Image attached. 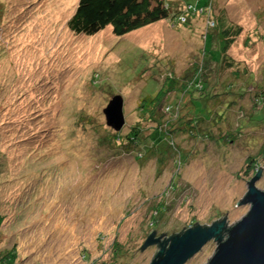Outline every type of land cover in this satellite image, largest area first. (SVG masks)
<instances>
[{
    "label": "rangeland",
    "instance_id": "374dc122",
    "mask_svg": "<svg viewBox=\"0 0 264 264\" xmlns=\"http://www.w3.org/2000/svg\"><path fill=\"white\" fill-rule=\"evenodd\" d=\"M169 1L175 11L184 9L185 0ZM77 2L0 0L5 244L16 247L24 264H149L157 244L139 247L154 229L155 237L164 233L163 241L196 221L210 225L225 215L227 225L238 221L249 209L248 203L235 204L254 175L251 164L262 167L256 186L264 190V123L241 127L240 135L223 142L225 128L218 125L204 139L177 132L181 159L164 152L165 142L140 164L126 156L121 141L115 145L123 156L108 158L109 146L114 133L121 138L140 122L142 95L164 87L163 73L186 79L201 58L206 33L219 35L221 26L241 27L228 54L262 90L264 0H211L206 12L186 14L184 23L159 20L120 37L110 26L91 36L70 31L66 22ZM186 2L194 10L207 0ZM210 65L205 78L229 75ZM114 95L122 97L125 116L118 131L103 112ZM252 96L248 91L240 97L250 110ZM234 116L224 122L230 128ZM215 248L209 240L184 264H204Z\"/></svg>",
    "mask_w": 264,
    "mask_h": 264
},
{
    "label": "trees",
    "instance_id": "16d2710c",
    "mask_svg": "<svg viewBox=\"0 0 264 264\" xmlns=\"http://www.w3.org/2000/svg\"><path fill=\"white\" fill-rule=\"evenodd\" d=\"M186 3L190 8L189 2L185 0L184 6L182 5L184 9L180 8L177 12L169 0H78L66 25L75 34L87 36L94 35L110 26L112 34L120 37L159 20L170 19L174 22L184 23L194 14L195 10L206 12L204 7L208 9L209 6H212L211 0H207L200 8L189 10ZM210 21L215 24L216 20L210 16ZM240 31L239 25H233V27L221 26L219 35L206 33L201 58L193 64V68L188 70L186 79H181L178 82L174 75L163 73L164 81L162 83L164 87L160 86L152 94L151 92L143 94L137 107L138 111H143L140 116L141 119L151 123V125L144 127L141 125L140 119V122L131 125L129 131L121 138L119 135L116 136V133L111 135L110 140L114 145L111 143L109 146L111 154L108 158L123 156L125 152L122 155H117V150L123 148L128 152L126 156L132 157L133 161L140 164L146 161L151 152H155L158 144L165 142L169 148L164 152L169 155L178 154V158L181 159L180 149L174 143V134L177 132H183L190 138L204 139L209 136L208 130L218 125L225 128V131L220 135L223 142L228 136L233 138L234 135H240V132L247 125L264 123L262 113L264 88L262 90L256 89L254 76L250 74L248 78V72L241 71L237 66L239 64L228 54L230 44ZM211 63L212 65H210ZM209 65L214 71L218 68L227 69L229 75L215 76L213 79L211 77L205 78L208 74L204 67L209 68ZM153 75L155 77V72ZM249 80L250 82H248ZM102 83L103 81L98 82L94 86H101ZM247 90L253 95L251 97L253 101L251 110L241 103L240 99L242 95L248 92ZM206 91L211 95L209 96L210 99L206 98ZM184 95L188 97L187 101L183 107L182 105L178 107V102ZM200 97L205 99V104L199 100ZM256 109H260L261 113L254 115ZM244 110L247 112L246 115L242 114L245 113ZM231 113L235 114L234 118L236 117V123L232 125V128H230V124L224 123L230 120L228 116ZM243 118L244 120H242ZM185 124L186 126L183 128ZM169 125L174 126V130ZM241 127L243 128L240 130ZM117 141H121L120 148L115 145ZM107 142L109 141L107 140ZM250 160L248 161L250 162ZM254 165L251 164L250 167L255 170L253 172L255 174L257 170ZM2 173L3 169L0 163V175ZM159 209L163 212L165 207L161 205ZM3 220L4 217L0 214V264H24L18 256L16 247L14 245L8 246L4 242ZM197 225L199 224L191 223L178 232L170 234L163 239V244L168 243L173 236L181 234L187 228Z\"/></svg>",
    "mask_w": 264,
    "mask_h": 264
},
{
    "label": "water",
    "instance_id": "95a60500",
    "mask_svg": "<svg viewBox=\"0 0 264 264\" xmlns=\"http://www.w3.org/2000/svg\"><path fill=\"white\" fill-rule=\"evenodd\" d=\"M103 112L106 124L115 131L121 130L125 122L122 97L114 95ZM261 169L246 182L247 191L235 204H249L238 221L227 225L226 219L219 218L210 225L189 227L164 244L160 241L164 233L155 237L154 229L139 247L142 250L157 244L149 264H184L211 239L216 248L204 264H264V190L256 186Z\"/></svg>",
    "mask_w": 264,
    "mask_h": 264
},
{
    "label": "built area",
    "instance_id": "2783aa9c",
    "mask_svg": "<svg viewBox=\"0 0 264 264\" xmlns=\"http://www.w3.org/2000/svg\"><path fill=\"white\" fill-rule=\"evenodd\" d=\"M211 23H213V22H211Z\"/></svg>",
    "mask_w": 264,
    "mask_h": 264
}]
</instances>
